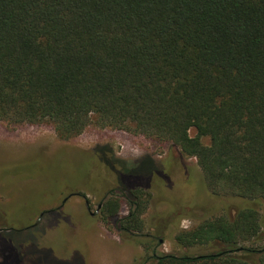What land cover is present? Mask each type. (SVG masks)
Wrapping results in <instances>:
<instances>
[{
	"label": "trees",
	"instance_id": "1",
	"mask_svg": "<svg viewBox=\"0 0 264 264\" xmlns=\"http://www.w3.org/2000/svg\"><path fill=\"white\" fill-rule=\"evenodd\" d=\"M0 121L50 123L64 140L96 125L172 142L210 195L246 201L174 236L213 250L159 252L144 233L148 196L168 184L149 155L95 148L117 179L102 221L139 243L137 264H264V0H0ZM2 249L0 264L19 262Z\"/></svg>",
	"mask_w": 264,
	"mask_h": 264
},
{
	"label": "rangeland",
	"instance_id": "2",
	"mask_svg": "<svg viewBox=\"0 0 264 264\" xmlns=\"http://www.w3.org/2000/svg\"><path fill=\"white\" fill-rule=\"evenodd\" d=\"M189 133L195 132L191 129ZM96 147L109 149L108 157L128 163L149 155L168 171V184L151 191L142 213L144 233L161 241L159 252L193 255L212 251L202 245L180 247L174 236L246 204L240 198L210 195L196 159L182 156L170 141L96 125L64 140L50 123L0 121V232L2 224L9 227L0 239V250L11 247L7 251L17 264L141 262L139 243L122 235L115 221L105 223L100 218L102 202L117 186V179L100 160ZM126 196L121 199L119 217L127 214ZM259 213L262 244L264 203Z\"/></svg>",
	"mask_w": 264,
	"mask_h": 264
},
{
	"label": "water",
	"instance_id": "3",
	"mask_svg": "<svg viewBox=\"0 0 264 264\" xmlns=\"http://www.w3.org/2000/svg\"><path fill=\"white\" fill-rule=\"evenodd\" d=\"M67 198H68V197H67ZM67 198H66V199H67ZM66 199H65V200H66ZM65 200H64V201H65ZM64 201H63V202H64Z\"/></svg>",
	"mask_w": 264,
	"mask_h": 264
},
{
	"label": "flooded vegetation",
	"instance_id": "4",
	"mask_svg": "<svg viewBox=\"0 0 264 264\" xmlns=\"http://www.w3.org/2000/svg\"><path fill=\"white\" fill-rule=\"evenodd\" d=\"M100 207V206H99ZM161 242V241H160Z\"/></svg>",
	"mask_w": 264,
	"mask_h": 264
}]
</instances>
